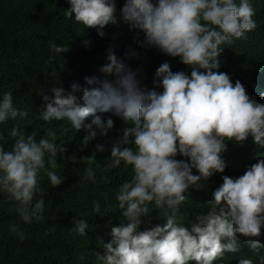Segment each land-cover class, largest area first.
I'll return each instance as SVG.
<instances>
[{
    "label": "clouds",
    "instance_id": "obj_1",
    "mask_svg": "<svg viewBox=\"0 0 264 264\" xmlns=\"http://www.w3.org/2000/svg\"><path fill=\"white\" fill-rule=\"evenodd\" d=\"M62 3L0 92V264H264V0Z\"/></svg>",
    "mask_w": 264,
    "mask_h": 264
},
{
    "label": "trees",
    "instance_id": "obj_2",
    "mask_svg": "<svg viewBox=\"0 0 264 264\" xmlns=\"http://www.w3.org/2000/svg\"><path fill=\"white\" fill-rule=\"evenodd\" d=\"M66 21L69 20L65 16L62 0H0V92L7 89L3 83L14 78L10 65L35 64L36 58L43 56L40 47L43 41L54 33L58 39L57 28L63 26L61 31L64 34L73 31ZM116 26L127 25L120 21L112 27ZM96 37V33L81 30L77 33L76 41H69L66 45L86 48ZM85 40L89 41L87 46L84 44ZM141 41L134 42L123 53H128L127 56L135 67L148 73L144 68L152 63L151 48ZM242 46L240 44L239 48ZM43 88L40 75L33 70L27 71L15 90L14 106L16 107V100L18 107L23 109L29 101L40 97ZM66 188L72 189V185L69 183ZM78 264L90 263L80 261Z\"/></svg>",
    "mask_w": 264,
    "mask_h": 264
}]
</instances>
